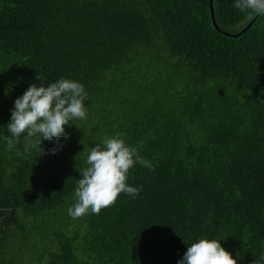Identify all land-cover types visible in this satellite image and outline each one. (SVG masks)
I'll use <instances>...</instances> for the list:
<instances>
[{
    "label": "trees",
    "instance_id": "16d2710c",
    "mask_svg": "<svg viewBox=\"0 0 264 264\" xmlns=\"http://www.w3.org/2000/svg\"><path fill=\"white\" fill-rule=\"evenodd\" d=\"M233 3L210 0L214 29L208 0H0V264H178L201 238L264 264V16L240 33ZM60 78L84 85L87 118L55 154L9 151L15 100ZM117 133L155 171L71 218L89 149Z\"/></svg>",
    "mask_w": 264,
    "mask_h": 264
},
{
    "label": "clouds",
    "instance_id": "9594fccd",
    "mask_svg": "<svg viewBox=\"0 0 264 264\" xmlns=\"http://www.w3.org/2000/svg\"><path fill=\"white\" fill-rule=\"evenodd\" d=\"M233 7L250 20L264 16V0H234ZM36 79L43 81L39 74ZM88 99L84 85L67 78H60L48 86L43 83L30 85L14 102L7 125L9 135L2 137L7 149L13 150L22 136L26 149H41L43 140L55 139L57 147L51 150L55 154L61 147V137L68 138L65 126L87 118L84 102ZM122 136V133L104 136L102 144L89 149L86 167L81 169V178L76 183L75 203L67 210L71 218H81L89 213L99 215L102 209L114 205L121 194L138 197L142 186L132 187L127 183L130 170L137 163L155 171L152 161L140 155L144 142L132 146ZM178 264H237V260L220 241L201 238L187 246Z\"/></svg>",
    "mask_w": 264,
    "mask_h": 264
},
{
    "label": "water",
    "instance_id": "95a60500",
    "mask_svg": "<svg viewBox=\"0 0 264 264\" xmlns=\"http://www.w3.org/2000/svg\"><path fill=\"white\" fill-rule=\"evenodd\" d=\"M208 9H209L210 23H211L212 27L215 29L216 27L214 25L213 18H212L210 0H208ZM253 19H251L249 22H247L246 25L242 29H240V33L250 25V23L252 22ZM231 36H235V35H231Z\"/></svg>",
    "mask_w": 264,
    "mask_h": 264
}]
</instances>
